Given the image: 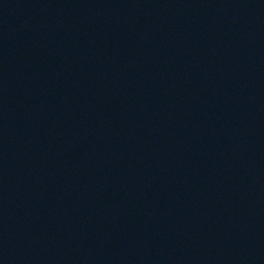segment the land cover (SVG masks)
<instances>
[{
  "label": "water",
  "instance_id": "95a60500",
  "mask_svg": "<svg viewBox=\"0 0 264 264\" xmlns=\"http://www.w3.org/2000/svg\"><path fill=\"white\" fill-rule=\"evenodd\" d=\"M0 264H264V0H0Z\"/></svg>",
  "mask_w": 264,
  "mask_h": 264
}]
</instances>
